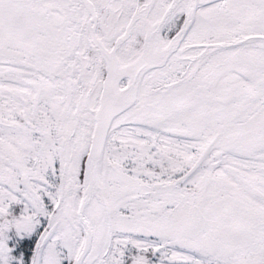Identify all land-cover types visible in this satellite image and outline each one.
Wrapping results in <instances>:
<instances>
[{"label": "snow or ice", "instance_id": "snow-or-ice-1", "mask_svg": "<svg viewBox=\"0 0 264 264\" xmlns=\"http://www.w3.org/2000/svg\"><path fill=\"white\" fill-rule=\"evenodd\" d=\"M0 264H264V0H0Z\"/></svg>", "mask_w": 264, "mask_h": 264}, {"label": "rangeland", "instance_id": "rangeland-1", "mask_svg": "<svg viewBox=\"0 0 264 264\" xmlns=\"http://www.w3.org/2000/svg\"><path fill=\"white\" fill-rule=\"evenodd\" d=\"M28 256H30V253L28 254Z\"/></svg>", "mask_w": 264, "mask_h": 264}]
</instances>
